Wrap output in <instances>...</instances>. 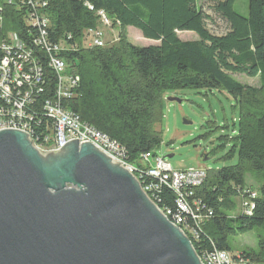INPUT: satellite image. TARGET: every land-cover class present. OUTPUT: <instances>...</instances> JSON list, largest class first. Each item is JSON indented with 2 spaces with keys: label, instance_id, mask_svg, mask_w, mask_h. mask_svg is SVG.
Segmentation results:
<instances>
[{
  "label": "trees",
  "instance_id": "trees-1",
  "mask_svg": "<svg viewBox=\"0 0 264 264\" xmlns=\"http://www.w3.org/2000/svg\"><path fill=\"white\" fill-rule=\"evenodd\" d=\"M43 1L47 39L68 47L60 56L68 73L79 78L74 96L63 108L118 144L127 165L142 169L140 156L159 148L166 93L217 90L232 98L238 119L230 126V135L217 138L215 150L223 153L221 162H234L208 170L199 187L186 188L184 199L196 220L190 214L183 217L197 230V238L190 241L198 256L213 249L236 255L229 239L264 227V0H248L246 17L233 9L238 0L217 1L213 10L229 26L221 36L207 30V16L197 0ZM29 11L16 0L12 4L0 0V39L11 32L31 49L41 67L43 93L37 102L42 104L52 97L56 81L44 54L33 44L38 31L25 23ZM98 11L114 27L118 25V41L88 49L83 46L84 32L98 28ZM129 27L159 44H130L125 34ZM182 32L194 33L196 39L182 41L177 36ZM233 75L257 78L259 85H243ZM37 117L40 133L51 122L40 113ZM248 179L257 193L247 187ZM142 181L151 180L143 176ZM249 192L255 193L254 208L246 215L241 204ZM152 194L160 211L177 212L176 196L169 187L161 186ZM263 245L261 240L258 252L244 249L240 255L253 264H264Z\"/></svg>",
  "mask_w": 264,
  "mask_h": 264
},
{
  "label": "water",
  "instance_id": "water-1",
  "mask_svg": "<svg viewBox=\"0 0 264 264\" xmlns=\"http://www.w3.org/2000/svg\"><path fill=\"white\" fill-rule=\"evenodd\" d=\"M33 143L0 130V264H202L128 169L88 142Z\"/></svg>",
  "mask_w": 264,
  "mask_h": 264
},
{
  "label": "built area",
  "instance_id": "built-area-1",
  "mask_svg": "<svg viewBox=\"0 0 264 264\" xmlns=\"http://www.w3.org/2000/svg\"><path fill=\"white\" fill-rule=\"evenodd\" d=\"M13 2L14 0L6 1L7 4ZM16 4L29 8L25 23L37 29L38 33L33 44L44 54L47 67L54 75L56 83L52 97L39 104L37 97L43 93L41 67L35 61L29 47L25 46L15 34L5 32L6 36L0 39V99L3 102L0 108V130L22 131L34 142L33 145L37 149L44 152L58 150L62 145L74 139L78 142H88L123 168L128 169L153 204L150 198L152 193L161 186L169 187L176 196L177 212L157 209L191 243L197 238L198 233L195 228L186 224L183 217V214L192 216L184 199L185 190L187 187H199L205 180L208 170L191 168L172 170L163 158L152 152L140 156L139 165L142 169L127 165L123 160V149L118 144L81 122L78 116L63 108V103L74 96L79 86V78L68 73L60 56V53L68 50V47L53 44L47 39L48 22L44 13L45 1L16 0ZM87 8L89 11L93 10L89 5ZM96 16L99 19L98 28L84 32L83 46L88 49L104 47L101 28H109V31L113 32L111 30L113 23L103 11L96 12ZM1 25L2 19L0 18V27ZM116 26L118 27L117 24ZM37 113L44 115L51 122L50 126L46 125L40 133L36 132L41 124L37 121ZM143 176L151 181L143 182ZM248 194V198L241 204L242 211L246 215L253 210L252 199L255 198V193L249 192ZM193 205L196 207V203ZM192 219L196 220L194 216ZM198 258L202 264H253L242 258L240 254L231 255L216 249L204 252Z\"/></svg>",
  "mask_w": 264,
  "mask_h": 264
},
{
  "label": "rangeland",
  "instance_id": "rangeland-1",
  "mask_svg": "<svg viewBox=\"0 0 264 264\" xmlns=\"http://www.w3.org/2000/svg\"><path fill=\"white\" fill-rule=\"evenodd\" d=\"M7 0H2L6 2ZM202 11L207 16L206 28L216 36L228 32V24L214 12L213 7L221 0H197ZM248 0H238L233 9L243 17L247 16ZM101 28L104 47L111 46L118 41L117 27ZM127 41L137 47L156 46L159 43L144 39L140 32L134 28L125 29ZM182 41L195 40L191 32L177 33ZM117 40V41H116ZM239 83L251 87H258L257 78H247L243 75H233ZM173 100V101H171ZM238 119V108L232 98L224 92L212 91H178L166 93L163 103V120L160 126L161 144L155 150L156 156L163 158L172 170L205 169L216 170L233 164L221 162L223 153L215 150L218 145L217 138L231 134V125ZM184 122L189 123L185 125ZM227 126V128H223ZM168 156H172L168 159ZM204 156L209 159L204 161ZM253 192L257 193L252 181L247 180ZM72 188L71 186H68ZM239 199L236 200L239 205ZM264 240V227H257L243 235L230 238L229 244L232 254H240L244 249L260 250L259 242ZM264 248V245H263Z\"/></svg>",
  "mask_w": 264,
  "mask_h": 264
}]
</instances>
